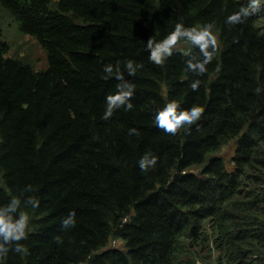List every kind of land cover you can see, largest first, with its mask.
<instances>
[{"label":"trees","instance_id":"16d2710c","mask_svg":"<svg viewBox=\"0 0 264 264\" xmlns=\"http://www.w3.org/2000/svg\"><path fill=\"white\" fill-rule=\"evenodd\" d=\"M248 3L0 0V207L19 197L30 217L27 253L9 251L0 264H190L207 242L219 264H264V9L226 23ZM178 22H214L219 47L202 76L186 70L201 56L184 40L163 66L149 60L147 40ZM7 27L36 42L45 68L7 57ZM128 60L142 65L135 76ZM108 64L133 85V108L103 120L120 83ZM169 101L204 112L171 135L154 123ZM232 142L227 169L220 151ZM145 154L157 157L147 172ZM111 240L124 248L104 250Z\"/></svg>","mask_w":264,"mask_h":264},{"label":"clouds","instance_id":"9594fccd","mask_svg":"<svg viewBox=\"0 0 264 264\" xmlns=\"http://www.w3.org/2000/svg\"><path fill=\"white\" fill-rule=\"evenodd\" d=\"M260 11V0H249L246 7H241L239 11L233 12L226 18V23L229 25L241 24L249 16ZM214 22H210L202 27H185L182 23H176L174 30L168 33L162 40L156 41L153 38L147 40L146 47L149 50V60L157 65L163 66L165 60L172 56L173 50L177 44L184 40L190 45L199 49L201 59H190L186 62V70L191 71L197 76L204 75L218 51V39L214 34ZM142 67L132 60L125 63V69L129 76H135L138 68ZM104 71L112 75L115 72V78L120 81L116 85L117 91L115 94L106 96V109L101 117L103 120H108L112 117L115 110L124 108L125 111H130L133 108L131 98L134 95V88L131 83L124 79L119 65L113 67L112 64L104 66ZM201 81L194 80L190 87L193 91H198ZM179 105L176 101H169L163 108L156 110L154 123L164 132L176 135L178 131L185 127L191 126L198 121L204 108L198 105H193L190 109L179 110ZM137 133L135 128L129 130V134ZM157 164L155 155L145 154L139 160V167L142 171L147 172L150 168ZM24 191H32L31 185H28ZM26 205H30L33 209L39 207V200L34 196L25 198ZM21 199L12 197L7 205L0 207V260L7 257L9 251L15 253L26 254L27 248L20 243L27 239V229L30 222V217L26 211L20 210ZM75 212L72 211L62 221V227H75ZM58 244L62 243L59 236L56 238Z\"/></svg>","mask_w":264,"mask_h":264},{"label":"rangeland","instance_id":"374dc122","mask_svg":"<svg viewBox=\"0 0 264 264\" xmlns=\"http://www.w3.org/2000/svg\"><path fill=\"white\" fill-rule=\"evenodd\" d=\"M260 8L264 9V0H260ZM4 37L9 45L7 57H26L38 69L46 67V60L42 49L36 42L28 36H20L12 27L4 29ZM234 143L223 147L220 151V157L225 162L227 169H231L230 163L234 153ZM205 246H194V250L188 255L187 262L190 264H219V253L214 249L212 243L207 242ZM124 244L120 240H111L107 249H123ZM209 250V251H208Z\"/></svg>","mask_w":264,"mask_h":264}]
</instances>
